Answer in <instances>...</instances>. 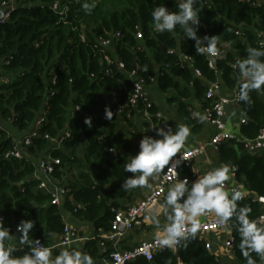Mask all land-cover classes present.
Masks as SVG:
<instances>
[{
  "label": "trees",
  "instance_id": "16d2710c",
  "mask_svg": "<svg viewBox=\"0 0 264 264\" xmlns=\"http://www.w3.org/2000/svg\"><path fill=\"white\" fill-rule=\"evenodd\" d=\"M15 1L18 8L0 26V71L10 78L7 84L0 81V218L12 235L21 220L34 221L29 240L39 239L45 247H51L54 237L64 231L63 210L51 205L50 195L38 192L40 181L34 178L35 160L56 144L42 137L35 139L29 148V158L8 160L5 157L13 146L8 126L21 133L27 131L47 109L49 115L42 136L57 138L67 130L72 135L62 143L61 149L53 152L55 158L61 159L54 177L60 181L71 171L79 172L68 188L64 207L74 218L93 225L96 237L89 239L81 251L91 255L95 262L100 258L99 232L111 231L112 210L118 209L119 202L134 190L125 188L126 181L135 178V174L125 172L124 165L140 148L126 137L125 130L135 128L138 111L143 115L144 105L141 103L138 110L129 108L122 115L117 111L127 102L125 89L128 98L133 90V83L127 77L134 70L133 64L136 63L135 69L147 85L154 79L162 92L176 90L178 95L190 97L183 84H193L199 99L205 98L209 83L215 82L217 75L209 69L206 56L197 52L196 41L187 38L180 26L171 33L155 30L152 10L163 4L176 12L177 0H78L65 23L50 6L56 1L70 0ZM83 3H95L90 14L82 8ZM194 7L199 9L200 25L189 26L196 29L201 46H208L204 37L210 31L211 37H217L216 48H229L226 57L217 61L219 80L222 86L237 88L240 92V85L247 78L242 75L239 62L249 57V48L264 51L259 46L264 37V9L241 0H197ZM239 30L242 37L236 35ZM138 32L142 33L140 39ZM115 33H120L121 38L116 41L112 59L114 63L116 60L123 63L125 69L121 71L113 64L112 75L105 77L106 65L101 61L99 42ZM180 53L193 58V66L202 72V78L194 77L192 67L182 61ZM257 59L264 62V56ZM7 61L9 65L5 64ZM234 65L237 70L233 69ZM53 75H57L55 85L50 82ZM53 89L56 92L51 97ZM239 104L246 115L241 133L255 139L264 127V89L251 90L249 99H240ZM75 106H80L81 113L70 118V110ZM106 109L112 112L111 120L106 118ZM180 109L182 116L188 117L186 107L181 105ZM150 114L153 123H157L155 105ZM89 118L91 126L85 123ZM151 137L156 139L155 135ZM83 145L85 151L81 158L78 150ZM109 148L116 153L110 154ZM218 151L224 164L235 167L238 177H245L249 190L257 197H264V152L262 156L249 155L236 141L219 145ZM181 174L185 176L187 171L181 169ZM237 203L238 208L249 207V219L258 221L262 214L259 203L252 199ZM231 223L237 225L235 216ZM239 243L236 229L233 246L237 264H246ZM4 246L8 247V241ZM28 249L27 244L13 255L22 256ZM251 255L256 264L264 263L257 254ZM129 264H220V261L209 252L204 241L190 237L176 250L158 252L151 262L140 258Z\"/></svg>",
  "mask_w": 264,
  "mask_h": 264
},
{
  "label": "clouds",
  "instance_id": "9594fccd",
  "mask_svg": "<svg viewBox=\"0 0 264 264\" xmlns=\"http://www.w3.org/2000/svg\"><path fill=\"white\" fill-rule=\"evenodd\" d=\"M197 0H177L178 11H169L163 4L156 6L152 12V23L159 33H171L180 26L187 38L196 41L198 53L215 52L217 37H207V49L201 46V39L196 34V29L189 25H200L199 9L195 8ZM95 3L82 4L86 14H90ZM249 57L239 62L242 75L247 80L240 85V99L247 101L251 90L264 89V62L257 58L264 56V51L249 48ZM106 118L111 120L112 112L106 109ZM85 123L91 126V120ZM156 135L162 137L155 139L145 135L140 141V151L125 163V172L136 174L133 179H128L125 184L127 189L137 187H151L149 178L161 173L169 165L173 157L185 146L190 135V129L181 125L173 134L171 127L168 131L164 128L155 129ZM173 169L177 164H172ZM230 166L225 164L214 168L198 180L189 189L188 180L177 181L173 184L165 197L161 207L170 209L167 215V223L163 229L164 235L158 239L162 247L175 248L182 239L187 236L195 238L201 229L200 217L206 213H214L219 225H227L235 216L238 225L237 231L240 237L238 245L241 255L246 264H256L251 253L264 260V227L258 226L255 220L249 219L251 209L247 206L239 207L245 192L233 189L231 192L225 190V183L230 179ZM187 194V195H186ZM159 226V219H153ZM187 226V227H186ZM35 228L32 220H21L16 227L20 243L28 244L29 249L22 256H14V246L5 247L4 242L11 239L9 229L4 226L3 218H0V264H94V259L86 252L76 249H64L53 258L52 249L41 244L39 239L29 240L30 232ZM231 243V242H229Z\"/></svg>",
  "mask_w": 264,
  "mask_h": 264
},
{
  "label": "built area",
  "instance_id": "2783aa9c",
  "mask_svg": "<svg viewBox=\"0 0 264 264\" xmlns=\"http://www.w3.org/2000/svg\"><path fill=\"white\" fill-rule=\"evenodd\" d=\"M78 0H70L67 3H62L60 1H56L51 4V11L59 18L60 21L64 23L70 16L71 7ZM94 2H98L100 0H93ZM242 2L248 3L254 7H262L264 9V0H241ZM18 8V5L15 0H1L0 1V12L7 11L6 16L0 22V26L4 25L9 19L13 11ZM237 36L242 37L243 33L239 30L236 33ZM207 37H211L210 31L206 32ZM142 37V33H137V38L140 39ZM121 38L120 33H115L110 35L109 38L101 39L99 42V46L101 48V61L106 65V69L104 71L105 77H109L112 75V71L110 67L115 64L117 68L121 71L125 69V65L121 63L119 60H116L114 63L113 52L115 48L116 41ZM82 41H85V38L81 37ZM259 46L264 49V37L260 39ZM205 49H207V45H203ZM229 48L220 47L216 48L215 52L205 51L204 54L207 59L208 67L210 70H213L217 75V80L213 83H209L208 90L206 92L205 98L210 103V106L206 109V118L207 121L214 125L217 128V132L212 136L209 142L204 146L193 147L192 149L186 150L178 156H175L167 165L164 170L159 173V181L155 186V189L148 194L143 200H141L137 205L128 207L127 209H113L112 213L114 214V218L112 221V229L107 233L106 239L111 243V249L105 250L104 257L102 258L103 264H129L131 262L136 261L137 259H145L149 262L153 261L158 252L167 249H177L179 245L186 239L191 236H187L185 239H182L180 243L175 248H167L162 247L158 243V239L162 238L159 236L150 241H145L141 243L139 246L135 247L131 250H123L119 245L120 241L124 239L125 235L133 230L137 225L141 223V219L144 214L148 211L149 207L153 205L155 202L163 199L166 191L170 186L175 184L177 181L184 180L181 176V169H185L189 171V176L186 177L188 182L192 178L196 176L195 163L196 161L205 153L207 146L218 147L221 144L236 141L243 145L244 151L249 155H257L264 152V127L260 130L259 135L255 139H249L246 137H238L230 132L227 128V124L225 122V115L227 108L229 105L237 104L240 102V92L238 90L233 92L232 97H226L221 94L222 83L220 82V72L217 68V61L224 59L228 54ZM169 53L174 54V51H170ZM181 55V53H180ZM182 61L185 63H189L188 66H193L194 60L191 57L183 56ZM119 61V63H117ZM6 65L10 64V61L5 63ZM237 65L233 66L234 70H237ZM197 78H202V72L195 68L194 70ZM128 75V74H127ZM95 78L94 76H92ZM129 80L133 83V90L129 93L125 89L127 93V102L125 105H122L117 108V111L120 115L124 112H128V109L138 110L140 104L144 105L143 117L145 120L152 121V114H150V109L153 107V102L150 100L149 96L145 92V86H147L146 80L139 77L138 70L134 69L127 76ZM0 81L4 84L10 82V78L8 76L0 77ZM57 75H53L50 79L53 85L56 84ZM155 83L154 79H151V83ZM150 85V84H149ZM54 89L51 91V97L55 96ZM49 103V98L46 104ZM81 113L80 106H75L71 108L69 117L75 118ZM141 112L138 111V114ZM48 110L45 109L42 111L36 120L34 121V125L27 131L23 132V136L21 137H12V149L6 154V159L8 160H24L29 158L28 150L33 146L35 139H40L44 137L45 140L56 144V147L52 146L50 150L44 153L39 159V169L43 173V179L40 178L35 173L34 178L40 181V185L38 187V192H41L46 195H50L51 205L60 206L62 200L67 196L68 189L65 187H59L58 180L54 177L57 167L61 165V159L55 158L53 156V152L60 149L62 143L66 140L72 138L70 131H65L63 134L61 133L59 137L52 138L48 134L42 136V129L47 124ZM246 119H242L241 124H245ZM2 125L0 123V129ZM110 154H115L116 151L112 148L107 150ZM177 164L176 168H172V164ZM237 169H232V177L236 178ZM58 186V187H57ZM226 187V184H225ZM245 198V197H244ZM254 202L259 203L264 209V197H256L253 200ZM201 229L197 233L196 237L201 241L206 240L207 235L211 233H218L225 230H230L234 228L237 229L238 225L234 223H229L227 225H219L217 223V218L201 221ZM258 226L264 225V213L261 214L258 221ZM17 227V226H16ZM16 227L13 229L14 233L18 234L16 231ZM187 227V226H186ZM78 238L76 233L69 225H65L64 231L60 236V240L58 243H53L51 245L52 252H56L60 249H70L76 242ZM231 242V243H229ZM207 249L210 251L212 249L211 244L209 242H205ZM234 244V235H232L225 246L227 248H233ZM55 256H53L54 258ZM264 264V263H263Z\"/></svg>",
  "mask_w": 264,
  "mask_h": 264
},
{
  "label": "crops",
  "instance_id": "0c3cea01",
  "mask_svg": "<svg viewBox=\"0 0 264 264\" xmlns=\"http://www.w3.org/2000/svg\"><path fill=\"white\" fill-rule=\"evenodd\" d=\"M193 68L194 67H192V70ZM2 75H7V73L4 72L2 73ZM194 77L196 79H199L197 78L196 75H194ZM183 85L190 92L189 93L190 97H187L185 95H178V92H176V90H169L168 92L164 93L161 91L160 85L157 81H155V83L151 85L145 86L146 94L149 96L150 100L157 108V115H156L157 123H153V121H149L148 119L145 120L142 114L137 115L136 120L138 121V123L134 124L135 128L127 127V130H125L126 137L129 138L130 141L136 147L140 145V141L145 135L150 137L152 135H155L156 139H161L162 137H158L156 135L155 129L157 128H164L165 131H168V128L171 127V130L174 134L175 131L178 130L179 126L184 125L189 127L190 135L186 140L185 146L176 155L178 156L184 151L192 149L193 147L206 145L209 142V140L212 138V136L217 132V128L214 125L210 124L206 118V109L210 106V103H208L207 100H205V98L199 99L197 97L194 88L195 86L193 84L189 85L184 83ZM236 90L237 88L229 89L223 86L221 90V94L225 95L226 97H232L233 92ZM181 105L186 107V110L188 111V115H187L188 117L182 116L183 112L180 109ZM189 113H191V115ZM244 118H246V115L244 109L239 103L229 105L225 115V122L227 124L228 130L240 138L244 137L241 133V127H242L241 121ZM124 126H127V122L126 125L124 123ZM8 130L12 135V137L23 136V132L22 133L19 132L11 125H9ZM135 155H137L136 152H134L130 156V158L134 157ZM262 155L263 152L255 156H262ZM40 158L41 157L35 160L36 172L38 176L43 179V173L39 169V165H38ZM223 165L225 164L220 159L218 147L207 146L205 153L195 163L196 176L190 180L187 187L190 189L192 185L198 180V177L204 175L205 173H207L208 171L214 168H218ZM233 168H230L231 169L230 179L225 183L226 184L225 190L229 192H231L233 189L243 191L245 192V196H244L245 200H249V199L254 200V198H256L257 195L249 190L245 177L243 176L238 177V175L236 176V178L232 177ZM186 171L187 174L185 176L181 174L182 178H186L187 176H189V171L188 170ZM69 174L67 173L63 175L62 179L58 181L60 185L59 187H66L64 186L66 185L65 183L67 184H69L70 182L72 183L76 181V179L79 177V172L77 170L71 171L69 172ZM158 181H159V174L154 175V177H150L149 184L151 185V187H144V188L137 187L131 192L129 197L119 202L118 209L123 210V209H127L128 207L137 205L141 200H143L146 196H148L149 193H151L155 189V186L157 185ZM168 190L166 191L163 199L155 202L153 205L149 207L148 211L144 214L143 218L141 219V223L137 225L133 230L129 231L125 235L124 239L120 241L119 245L123 250L134 249L135 247L139 246L141 243L145 241H150L153 240L154 238L164 235L163 229L167 223V215L170 214L171 210L161 207V205H163L165 202V197L167 195ZM70 201H72V198H70ZM64 202H65V198L62 200V203L60 205V208L63 210L62 215H63L64 225L71 226V228L74 230L78 238V241L69 250L74 248L81 251L84 248L85 243L89 239L96 237L95 229L92 224L74 218L73 214L69 210L65 209ZM213 218H216L214 213H206L204 216H201L199 219L201 221H205ZM153 219H159L160 221L159 226H157L153 222ZM260 227H264V225ZM234 233H235V229L232 228L230 230H225L218 233H211L206 237L205 242H209L212 247V249L209 252L215 255L219 259L220 264H237L234 246L233 248H227L225 246L227 240L232 235H234ZM15 235L18 236V234L14 233L11 239L8 240V247L14 246L16 250L24 249L27 246V244L20 243L18 241V237ZM106 237H107L106 232L104 231L99 232L98 239L100 241L99 243L100 258L96 259L94 264H103L102 263V258L104 257L103 252L105 250L111 249L112 245L106 239ZM59 240H60V236L54 237L53 243L54 244L58 243ZM62 250L64 249L57 250L56 252H60ZM171 250H176V249H171ZM56 252H52L53 256H56L55 254Z\"/></svg>",
  "mask_w": 264,
  "mask_h": 264
},
{
  "label": "rangeland",
  "instance_id": "374dc122",
  "mask_svg": "<svg viewBox=\"0 0 264 264\" xmlns=\"http://www.w3.org/2000/svg\"><path fill=\"white\" fill-rule=\"evenodd\" d=\"M2 71H0V75L2 76V77H4L5 75H2V73H1ZM9 127V126H8ZM84 151H85V145H83V147H80L79 148V150H78V152H79V156H81V158L84 156L83 155V153H84ZM69 174V173H68ZM69 175H71V174H69ZM66 185H64V186H66L65 188H69L70 187V185H71V182L69 183V184H67V183H65Z\"/></svg>",
  "mask_w": 264,
  "mask_h": 264
},
{
  "label": "water",
  "instance_id": "95a60500",
  "mask_svg": "<svg viewBox=\"0 0 264 264\" xmlns=\"http://www.w3.org/2000/svg\"><path fill=\"white\" fill-rule=\"evenodd\" d=\"M6 14H7V11H2V12H0V22L4 19V17L6 16ZM117 63H119V61H117ZM137 67V65H136V63H134L133 64V68L135 69ZM195 69L193 68V71H194ZM262 213H264V209H262V211H261ZM9 232H11L10 230H9Z\"/></svg>",
  "mask_w": 264,
  "mask_h": 264
}]
</instances>
